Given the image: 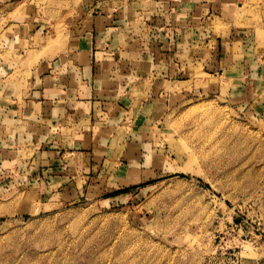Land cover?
<instances>
[{
    "label": "rangeland",
    "instance_id": "rangeland-1",
    "mask_svg": "<svg viewBox=\"0 0 264 264\" xmlns=\"http://www.w3.org/2000/svg\"><path fill=\"white\" fill-rule=\"evenodd\" d=\"M82 1L0 0V32L25 24L0 35L6 59L18 55L12 78L65 48ZM226 14L212 31L231 60L213 77L197 65L157 119L125 113L118 166L109 158L75 188L51 189L15 148L0 168V264H264V0ZM31 24L45 26L33 45ZM17 33L24 41H7Z\"/></svg>",
    "mask_w": 264,
    "mask_h": 264
},
{
    "label": "crops",
    "instance_id": "crops-1",
    "mask_svg": "<svg viewBox=\"0 0 264 264\" xmlns=\"http://www.w3.org/2000/svg\"><path fill=\"white\" fill-rule=\"evenodd\" d=\"M235 1L83 0L78 21L75 17L67 26L65 48L58 54L32 66L26 63L20 76L12 78L18 55L7 60L8 48L1 49L0 168L18 157L15 148L26 147L32 152L30 164L46 173V181L38 175L35 182L65 190L85 182L84 173L100 165L118 166L125 113H134L138 122L157 119L168 109L170 93L185 89L191 74L196 78L197 65L205 62L206 73L213 77L223 71L221 61L231 60L229 42L214 35L212 27L232 11ZM2 4L10 9L7 2ZM24 26L10 23L1 31ZM30 27L26 41L33 45L45 26ZM17 36L7 41H24L21 33ZM206 46L208 50H201ZM231 71L229 67V76ZM18 82L20 90L13 87ZM62 173L71 179L56 177Z\"/></svg>",
    "mask_w": 264,
    "mask_h": 264
}]
</instances>
